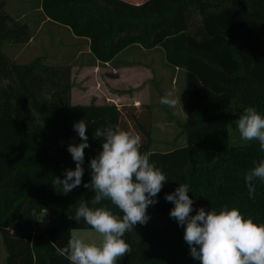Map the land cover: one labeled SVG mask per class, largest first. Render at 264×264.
Listing matches in <instances>:
<instances>
[{"label":"trees","instance_id":"trees-1","mask_svg":"<svg viewBox=\"0 0 264 264\" xmlns=\"http://www.w3.org/2000/svg\"><path fill=\"white\" fill-rule=\"evenodd\" d=\"M41 7L49 19L87 37L100 61L131 44L161 48L165 61L184 71L185 143L151 148L150 104L72 103L69 64L41 56L12 59L3 42H26L32 31L0 0V233L6 264H71L58 249L67 246L72 229L92 228L70 217L80 203L92 206L95 192L83 185L91 181V158L102 151L94 132L116 124L141 134V151L151 152L150 160L168 178L158 203L147 209L148 223L125 233L131 252L122 264H200L190 255L184 227L170 217L174 204L165 199L180 183L189 185L194 205L206 211L238 207L246 218L264 223V181L255 182L253 199L244 179L264 151L258 141L237 143L228 136L233 106H254L264 114V0H41ZM81 119L90 143L85 172L81 185L65 195L53 184L75 169L67 149L81 142L74 130ZM102 203L122 217L110 201ZM41 211L44 221L37 220ZM152 211L168 222L152 223Z\"/></svg>","mask_w":264,"mask_h":264},{"label":"clouds","instance_id":"clouds-1","mask_svg":"<svg viewBox=\"0 0 264 264\" xmlns=\"http://www.w3.org/2000/svg\"><path fill=\"white\" fill-rule=\"evenodd\" d=\"M180 97L169 90L160 103L176 109L182 104ZM235 124L242 141H258L264 151V114L250 106L238 116ZM160 127L163 129V125ZM87 129L84 119L74 124L81 142L69 144L67 150L75 162V169H66L64 179L56 177L54 181L53 185H61L65 195L82 183L85 149L90 147ZM93 138H102V151L91 158V181L83 185L95 192L92 206L80 203L70 219L77 223L83 219L103 239L99 244L89 243L72 233L67 246L58 251L71 264H117L131 252V246L123 239L125 233L134 230L137 224L148 223L147 209L158 203L155 198L168 178L150 160L151 152L141 151L139 132L116 124L97 128ZM244 179L248 194L254 199L255 182L264 181V159L249 169ZM189 192V185L180 183L174 192L165 195V199L174 204L170 217L184 227V240L194 259L200 264H264V223H256L252 216L246 218L238 207L224 206L219 212L200 207L192 215L194 201ZM105 200L117 207L122 217L103 204Z\"/></svg>","mask_w":264,"mask_h":264},{"label":"rangeland","instance_id":"rangeland-1","mask_svg":"<svg viewBox=\"0 0 264 264\" xmlns=\"http://www.w3.org/2000/svg\"><path fill=\"white\" fill-rule=\"evenodd\" d=\"M5 7L15 19L26 21L32 31L31 38L26 42H3L2 49L16 62H28L36 56H41L47 63H66L71 67L70 63L73 62L72 55L76 46L80 47L83 58L90 54L86 41L76 39L69 29L63 26H54L51 23L41 24L42 27L38 26L37 20L40 13L36 10L35 12L19 13L9 3ZM121 56L128 57L131 61H128L129 65L123 63L125 68L128 66L129 69H120V73L106 67L100 69L101 77H83L79 74L71 77L74 100L102 101L125 107L135 105L134 101H136V104H139L141 108L145 104H150L153 138L151 148L168 149L184 144L185 132L182 129V123L186 118V96L183 69H177L162 60L160 51L157 49L130 48L124 51ZM118 64L121 65V62ZM79 72L77 71V73ZM99 79H101V84L96 83ZM169 90H174L177 97L181 95L182 104L176 109H171L160 103L161 98ZM243 112L237 109V106H233L228 111V136L233 142H245L240 139L235 124L236 119ZM160 125H163V129ZM133 130L136 131L135 128ZM200 207L194 205L192 213L196 214ZM45 216L46 211H41L37 214V220L44 221ZM155 217L156 213L152 211L151 221L157 225L168 222L165 216L160 219ZM73 233L89 243L99 244L103 239L93 228H76ZM0 264H6V249L1 233Z\"/></svg>","mask_w":264,"mask_h":264},{"label":"crops","instance_id":"crops-1","mask_svg":"<svg viewBox=\"0 0 264 264\" xmlns=\"http://www.w3.org/2000/svg\"><path fill=\"white\" fill-rule=\"evenodd\" d=\"M128 1H131V2H134V3H138V2H141L143 0H128ZM8 3L11 6H13V8H15L16 12H19V13L35 12V10L38 13H40L39 19L37 20L38 26L42 27L41 24H44V23L49 24V23H51V24H54V26H63L65 28L69 29L67 26L49 19L44 14V12L42 10V7H41V0H5V6ZM21 6H23V7H21ZM24 7H26V8H24ZM74 37L76 39L85 40L87 45H88V40L89 39L87 37H79V36H76V35H74ZM137 47H141V46L138 45V44H131L128 47H126L125 49H123L122 51H120L112 60H110V61H100V60H98L96 57H94L92 55V53L90 52L89 46L87 48H88V51L90 52V54L87 55L86 58H83L81 50L79 49L80 47L76 46L75 50H74V54L72 55L73 62L70 63L71 64V77H73L74 75H77V74H79L80 76H83V77H85V76L101 77L102 73H100V69L106 68V67H109V69H115V71H118L119 73H120V69H126V68L129 69L128 66H126V68H125V65H129L128 61H131V60L128 57L125 58L124 56H121V55L127 49H130V48L136 49ZM141 48L144 49V50H151V49L159 50L160 51V56H162V60L165 61L164 54H163L161 48H159V47L147 48V49L143 48V47H141ZM119 62H121V65L118 64ZM123 63H126V64L123 65ZM130 66H132V65H130ZM177 69H179V68H177ZM173 70H174V68H173ZM77 71H80V72L77 73ZM96 83H100L101 84V79L97 80ZM72 89H73V85L71 87V101H72V103H83V104H86V103L92 102V101L85 102V100H79V101L74 100V97H73V94H72V91H73ZM93 102L94 103H98V104L104 103L102 101H93ZM134 104H135V106H139V104H136V101H134ZM116 105H118V104H116ZM152 149H155V148H152ZM159 150H165V149H159ZM74 230L75 229H72L71 235H72ZM117 264H122V258L117 261Z\"/></svg>","mask_w":264,"mask_h":264}]
</instances>
